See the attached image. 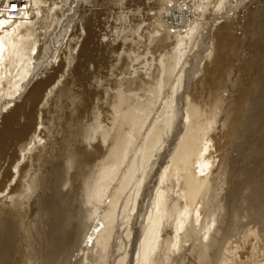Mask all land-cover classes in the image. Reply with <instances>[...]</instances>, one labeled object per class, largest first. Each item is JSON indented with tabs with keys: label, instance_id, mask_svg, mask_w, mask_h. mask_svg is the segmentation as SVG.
Masks as SVG:
<instances>
[{
	"label": "bare ground",
	"instance_id": "1",
	"mask_svg": "<svg viewBox=\"0 0 264 264\" xmlns=\"http://www.w3.org/2000/svg\"><path fill=\"white\" fill-rule=\"evenodd\" d=\"M17 3L0 0V264H87L90 258L98 264H264V129H258L254 144L244 143L250 146L246 183H233L235 173H229V163L218 165L209 141L221 122L256 123L247 99L254 92L248 84L264 75V0H109L99 10L112 17L111 35L95 50L81 47L72 72L81 80L68 95L77 96L73 108L68 112L63 99L53 102L63 89L60 76L39 114H31L24 93L38 75L39 55L56 50L44 41L41 26L51 18L60 28L73 8L27 0L18 4L26 10L16 17L9 8ZM129 17L136 24V53L151 56L139 72L125 75L135 76L132 80L110 79L111 89L104 91L113 98L112 122L106 131L97 126L91 132L93 126L83 123L84 98L97 97L109 82L106 60L107 70L115 59L127 64ZM206 39L209 46L196 52ZM147 68L158 81L140 95L136 90L150 82L142 76ZM188 68L202 74L196 85L185 86ZM178 98L192 120L180 139L162 140L157 123L171 118ZM147 101L167 105L153 124L135 116L129 127V116L136 114L132 106ZM63 111L72 116L67 127L64 116L55 115ZM70 125L75 128L67 131ZM129 138L136 141L113 180L106 168L120 164ZM176 141L175 156L152 185L146 174ZM89 148L109 151L96 165L95 178L96 170L77 157L86 159Z\"/></svg>",
	"mask_w": 264,
	"mask_h": 264
},
{
	"label": "rangeland",
	"instance_id": "2",
	"mask_svg": "<svg viewBox=\"0 0 264 264\" xmlns=\"http://www.w3.org/2000/svg\"><path fill=\"white\" fill-rule=\"evenodd\" d=\"M17 1L24 2L25 4H27V0H14V3ZM44 1L57 2L58 5H63V8L71 7L73 8V10L69 12L68 14L69 18L65 19V21L63 22L60 28H58V25L55 24L56 22L51 21V18L46 19L45 22L42 24L43 28L41 26V32L46 34V37H43L44 41L48 43L52 41L56 50L52 52V50L49 48L50 46H48L47 48L50 49V52L47 49L48 52L42 51L41 55H39V58L42 57L43 59L44 57V59L43 60L41 58L38 59L37 60L38 64L36 66H38L39 64L40 65L43 64V65L41 67L40 65L37 67L38 75L33 80V82L30 85H28V89L26 90L24 95H26L27 97L29 96L28 98L29 102L27 103L31 105V114H39L40 104H42V102L48 101V99L49 101H51L50 98H53L52 92L48 93L49 88L52 87L53 84L62 77L63 85L61 87L63 89L59 91L58 96H55L53 98V102H59L60 100L63 99L62 104L64 105L69 104L68 107L67 106L65 107V109L68 112H70L71 108H73V101L77 98V96H72V95L68 96V95L70 93H76V91L78 90L77 84L81 80L79 79V81H77V78L72 73L75 70V67L77 66L79 57H81V54H79L81 47L84 45L86 49L92 48L93 50H95V48H98L100 44H106L107 40H109L110 38L112 17L109 13L104 12L103 10H99L100 8L103 7V5L107 4L109 0H44ZM170 5L171 4H169V6ZM8 6L6 5V9L8 8ZM225 7L226 6L224 5L222 12L226 14V12L230 10V8L225 9ZM79 10H81L82 12L80 17L77 16V11ZM233 11H231V13H233ZM8 19L11 20V18L9 17ZM125 19H126L125 23L129 32V45H128V49L126 50L127 55L125 56L127 57V64L122 63L123 58L121 60L115 59V61L111 63L109 69L107 70L106 67L110 62H107L108 60H106V63L104 64L105 69L103 71L105 72L104 73L105 80L106 81L109 80V82L106 84V87L102 91L98 92V94L100 92L101 94L99 95L97 94V97H94V95L93 96L87 95L84 98L86 106L84 110H82L85 112V114L82 116L84 120L83 119L82 120L86 126L87 125L93 126L91 132H98L99 129L97 128V126H100V128L106 131V128L109 127L108 124L112 122L111 118H112V114L114 113V106H112L114 103L113 98H111V96H109L108 93H106L107 91H104L107 89H111L110 88L111 80H117V78L119 77H126V79L128 80H132L135 76H125V75H128V73L135 71V69L139 72L140 67H142L145 63H147V61H144L146 56H148L149 58L151 56L150 53L146 55L144 53H136V45L132 44V42L135 41L134 39L135 34L133 30L136 24H134V22L131 20V17ZM12 20H16V19H12ZM221 20L224 19H220V22ZM207 31H208L207 28L206 30L204 28L201 29V32H203L205 36L207 34ZM200 41L201 40L197 42ZM208 42L209 39H206L205 44L203 41H201L199 47L197 45L198 48L197 47L195 48L196 49L195 51L198 52L205 50L206 49L205 45H207V47L209 46L207 44ZM46 45L47 43L44 46ZM131 48L133 49L132 51ZM168 52L169 51H167V53ZM49 53L51 54L50 56ZM89 58H91L90 63H93L94 65L96 63L94 62V59L96 58L95 55H91ZM138 58H142V59H140L139 62H135V60ZM102 61L104 62L105 60ZM203 61L204 59H202V63ZM133 63H137V66H134ZM115 64H117L116 67L113 66ZM10 70L12 69L10 68ZM141 70L145 71V74H142L145 80L150 81L148 83L146 82V84L142 89L138 91L136 90L137 94L143 95L151 87H153V85L157 84L158 75L155 77L156 71L154 69L147 68ZM186 72H187V74H185L186 80L184 79L185 86L186 85L191 86L193 84L196 85L197 83H199V80L202 75V74L200 75L199 71L197 72V70H192L191 68H188V70H186L185 73ZM14 73H16V67L14 68ZM55 75H56V79L53 82H51L50 85L47 86L43 85L47 79L49 78L52 79ZM186 76L187 78L188 77L189 78L187 79ZM263 77L264 75H260L259 77H257V82L253 84L252 83L248 84V87H254V92L248 95L247 108L248 111H250L251 109H255L254 115L256 118V123L255 122L251 123L250 121H246L245 118L243 121H241V123H236L235 125H232L229 122H225V123L221 122L215 127H213L214 133L213 135L211 134V136H209L210 145L214 146V150L211 149L210 150L212 152V155H216L218 159L217 161L218 165H223V163L225 164L229 163L230 167L227 168L229 173L232 171L235 173V177L233 178V183H238L241 181L246 183L247 148L250 149V146H246L244 143L247 142L253 143L255 141V135L261 133L258 131V129L260 127L264 129V117H263L264 112L262 114V110L264 111L263 108L264 105H262L261 103L259 104V102L262 101L263 99L262 97H264V84L261 83V81L264 80ZM258 87L260 92L257 91L256 93ZM180 98H178V102L176 101L173 103L171 118H169L168 120H160L157 123L159 135L162 140L180 139L183 135V132L187 128L188 122L192 120V119H188L186 113V107L182 106V104L179 102ZM256 103L259 105H256L255 108L253 107V104ZM21 105L23 104H20V106ZM166 105H167L166 102L157 101V103H155V102L147 101L141 103L140 105L132 106L135 107L134 110L136 114L142 113L143 115L142 114L136 115L131 113L129 117L131 118L132 123H129V127L130 125H132V127L134 126L133 123L135 121V116L144 119L145 121H147V123L151 121L150 124H153L157 120V115H158L157 112H160L161 110L165 109ZM230 111L232 113H236L238 111V105L231 106ZM68 112L63 111V113L59 112L55 114L56 117L58 118L61 117V115H63L64 118L67 120L66 123H64V127H67V125L72 122L71 120L72 116ZM244 113H246L245 110ZM25 114L28 113H23V115ZM71 128L74 129L75 126L70 125L67 128V131H70ZM143 128L144 126H141L138 134L142 132ZM116 132H120V131L116 130ZM122 133H126V132H122ZM176 133H177V138L174 139V135ZM135 141L136 139L134 138H129L127 140L120 164L119 163L108 164L106 170L108 171L109 178L113 180L119 179V174L121 175V171L124 168V162L128 156V152L131 146L135 143ZM175 144H176L175 147H173V149H171V151L167 153V156L161 154V157L163 155L164 157H162L161 163L157 165V168L152 169L146 174L145 176L146 180L151 181L152 185H154L156 183L155 181L158 180L159 174L161 173L163 168L169 164V160L175 156V152L178 148L179 141H176ZM109 147L110 145L108 146V148ZM105 150L106 149L99 150V152H97L96 150L89 148L86 150V155H87L86 159L83 154L77 155V157L80 159L82 163L88 165L90 168H93V171L96 170L94 171L93 174L94 178H95V174L98 173L96 165H98V163L101 162L102 157H105L109 153V151L105 152ZM113 166H115L116 169L112 168ZM148 185H151V183H149ZM150 209L151 206L147 205L146 213H148ZM126 217L127 215H124L123 219L125 220ZM87 222H90V220L86 221V223ZM98 263L99 262L95 261L93 258H90L87 264H98Z\"/></svg>",
	"mask_w": 264,
	"mask_h": 264
},
{
	"label": "built area",
	"instance_id": "3",
	"mask_svg": "<svg viewBox=\"0 0 264 264\" xmlns=\"http://www.w3.org/2000/svg\"><path fill=\"white\" fill-rule=\"evenodd\" d=\"M19 3L10 6L9 9L12 10V12H11V15L12 16H16L17 17V16H19L21 14L20 13V10H26V6L24 4H22L21 6H19L18 5Z\"/></svg>",
	"mask_w": 264,
	"mask_h": 264
}]
</instances>
